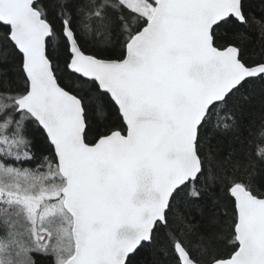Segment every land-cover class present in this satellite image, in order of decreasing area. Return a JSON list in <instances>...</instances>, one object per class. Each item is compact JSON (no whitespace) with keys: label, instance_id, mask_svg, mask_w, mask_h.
I'll return each mask as SVG.
<instances>
[{"label":"snow or ice","instance_id":"1","mask_svg":"<svg viewBox=\"0 0 264 264\" xmlns=\"http://www.w3.org/2000/svg\"><path fill=\"white\" fill-rule=\"evenodd\" d=\"M256 103L264 0H0V264H264Z\"/></svg>","mask_w":264,"mask_h":264},{"label":"trees","instance_id":"2","mask_svg":"<svg viewBox=\"0 0 264 264\" xmlns=\"http://www.w3.org/2000/svg\"><path fill=\"white\" fill-rule=\"evenodd\" d=\"M257 10H259V9H257ZM250 31H251V30H250ZM252 36H253V41H252L251 43L248 44V49H249V54H250V55H252V54L254 53V51H255V52H258V51H259V49H258V47H257V45H256V43H255L257 37H256L254 31H252ZM262 114H264V113H262V111H261V107H260L259 103H256L255 106H254V108H253V114H252V116H251L250 118H251V119H255V120H257V122H259V117H260ZM38 144H39V142H38ZM253 147H254V145H253ZM194 216H195V219H196V220H200V216H199L198 214H195V213H194ZM147 258H148L149 260L151 259V257H147Z\"/></svg>","mask_w":264,"mask_h":264}]
</instances>
